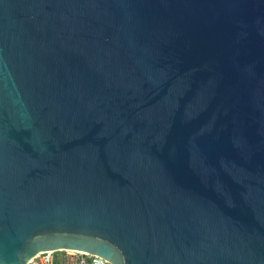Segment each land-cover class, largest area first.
<instances>
[{
    "label": "water",
    "instance_id": "obj_1",
    "mask_svg": "<svg viewBox=\"0 0 264 264\" xmlns=\"http://www.w3.org/2000/svg\"><path fill=\"white\" fill-rule=\"evenodd\" d=\"M264 264V0H0V264Z\"/></svg>",
    "mask_w": 264,
    "mask_h": 264
},
{
    "label": "built area",
    "instance_id": "obj_2",
    "mask_svg": "<svg viewBox=\"0 0 264 264\" xmlns=\"http://www.w3.org/2000/svg\"><path fill=\"white\" fill-rule=\"evenodd\" d=\"M26 264H109L104 259L73 250L41 252L32 257Z\"/></svg>",
    "mask_w": 264,
    "mask_h": 264
}]
</instances>
